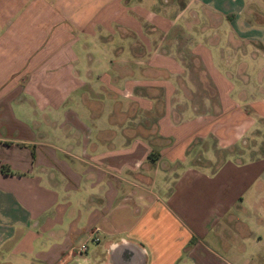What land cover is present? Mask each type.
<instances>
[{
    "label": "crops",
    "instance_id": "obj_1",
    "mask_svg": "<svg viewBox=\"0 0 264 264\" xmlns=\"http://www.w3.org/2000/svg\"><path fill=\"white\" fill-rule=\"evenodd\" d=\"M0 264H264V0H0Z\"/></svg>",
    "mask_w": 264,
    "mask_h": 264
},
{
    "label": "built area",
    "instance_id": "obj_2",
    "mask_svg": "<svg viewBox=\"0 0 264 264\" xmlns=\"http://www.w3.org/2000/svg\"><path fill=\"white\" fill-rule=\"evenodd\" d=\"M86 249H87L86 244H83V245H81V246L79 247V251H80V252H84Z\"/></svg>",
    "mask_w": 264,
    "mask_h": 264
}]
</instances>
